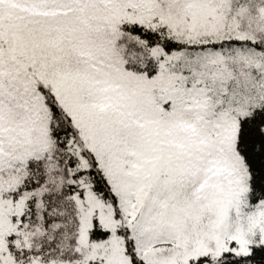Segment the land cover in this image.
<instances>
[{"label":"snow or ice","instance_id":"snow-or-ice-1","mask_svg":"<svg viewBox=\"0 0 264 264\" xmlns=\"http://www.w3.org/2000/svg\"><path fill=\"white\" fill-rule=\"evenodd\" d=\"M0 264H264V0H0Z\"/></svg>","mask_w":264,"mask_h":264}]
</instances>
